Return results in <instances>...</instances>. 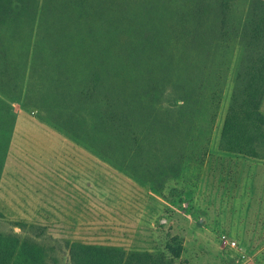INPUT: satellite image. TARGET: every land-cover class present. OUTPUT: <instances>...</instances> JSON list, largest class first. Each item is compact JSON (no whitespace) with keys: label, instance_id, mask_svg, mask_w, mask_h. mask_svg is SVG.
Segmentation results:
<instances>
[{"label":"rangeland","instance_id":"1","mask_svg":"<svg viewBox=\"0 0 264 264\" xmlns=\"http://www.w3.org/2000/svg\"><path fill=\"white\" fill-rule=\"evenodd\" d=\"M189 1L201 5L0 0L2 239L46 252L59 240L45 264H72L66 244L77 241L151 251L172 264H264V157L228 151L221 140L244 48L233 28L213 45L201 39L213 29L181 38L197 20L178 21ZM101 68L120 95L96 91ZM171 80L168 101L156 98ZM178 83L196 91L193 108L172 113L167 128L158 113L163 100L174 107ZM112 98L153 102L140 147L123 150L121 137L98 125L96 102Z\"/></svg>","mask_w":264,"mask_h":264},{"label":"trees","instance_id":"2","mask_svg":"<svg viewBox=\"0 0 264 264\" xmlns=\"http://www.w3.org/2000/svg\"><path fill=\"white\" fill-rule=\"evenodd\" d=\"M200 1L201 5L195 3L190 6L193 3L191 1L186 3V13L178 16V21L186 19L188 16L192 20L197 19L192 22V31L189 34L185 29H181V38H187L184 35L191 36L192 34L197 37L202 34L203 29H213L212 34L206 31L207 36H201L206 44L213 45L216 40L218 41V38L226 40L233 28L235 31L232 34L239 39L244 48L236 72L229 112L225 118L222 131V147L228 151L247 154L252 157H264V114L260 111L264 99V0H212L208 5H206L205 0ZM241 1L246 17L242 24H236L233 19L236 13L235 4ZM181 12L183 10L175 9V14L178 15ZM203 14L207 17L213 15L214 18L215 16L216 26H213L212 23L210 25L207 22V17ZM219 27L221 33L216 36L215 28ZM146 44H149V40ZM92 77L97 87V89L95 87L96 91L103 89L111 92L114 88V95H120L115 86L108 85L106 87L107 80L111 78L107 69H96ZM171 85H174L173 80L167 81V84L157 88L158 96L156 94L154 96L159 98L161 95L168 94V96H165L167 102V98L171 93ZM174 88L177 95L174 107H166L164 100L161 103L160 108L162 111L160 113L157 112L158 109L155 107V112L160 114L158 117L161 118L163 115L167 117L166 121H160L161 126L167 128L172 126L171 121L174 119L172 113L176 112L177 114V111L181 113L184 111L182 115H185V110L193 108L192 96L196 94V91L190 90L189 85L183 86L178 83ZM215 90L214 87L210 89L212 93L210 98L213 101L218 98ZM112 93L110 94L112 95ZM96 103L98 106H96L95 115L98 118V125L111 127L113 133L121 137L122 147L120 146V148L124 150L128 142L135 148L140 147L142 130L144 129L140 120L147 115L144 113L145 106L150 107L149 103L152 104L153 102L147 100L142 103L139 101L135 105L120 98H112L107 103L101 101ZM145 131L150 135L148 129H145ZM123 164L127 165V161H123ZM10 239L8 236L2 239V235H0L1 264H45L49 252L61 248V245L57 243L59 240H55V245L50 246V251L46 252L44 248L38 245L39 243L23 242L22 245H18L16 240L9 243ZM66 246L69 249L72 264H172V262L166 263L163 261L164 257H154L151 251H127L126 248L118 245L77 241L66 244ZM170 250L174 256L179 257L182 244L178 243L177 247L170 246ZM54 260L56 259L54 258Z\"/></svg>","mask_w":264,"mask_h":264}]
</instances>
